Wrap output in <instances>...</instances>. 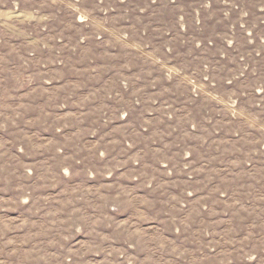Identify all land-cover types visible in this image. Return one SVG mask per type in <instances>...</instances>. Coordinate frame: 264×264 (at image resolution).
<instances>
[{
  "label": "rangeland",
  "instance_id": "1",
  "mask_svg": "<svg viewBox=\"0 0 264 264\" xmlns=\"http://www.w3.org/2000/svg\"><path fill=\"white\" fill-rule=\"evenodd\" d=\"M0 264H264V0H0Z\"/></svg>",
  "mask_w": 264,
  "mask_h": 264
}]
</instances>
